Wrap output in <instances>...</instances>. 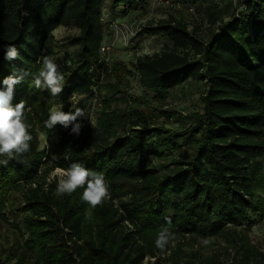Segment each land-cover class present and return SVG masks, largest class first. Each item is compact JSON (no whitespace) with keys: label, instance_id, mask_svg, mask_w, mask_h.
Returning a JSON list of instances; mask_svg holds the SVG:
<instances>
[{"label":"trees","instance_id":"obj_1","mask_svg":"<svg viewBox=\"0 0 264 264\" xmlns=\"http://www.w3.org/2000/svg\"><path fill=\"white\" fill-rule=\"evenodd\" d=\"M106 2L0 0V46L12 44L18 52L10 60L0 49V88L6 87L5 77L24 75L12 102L23 100L24 122L32 136L24 155H0V161H7L0 163V209L11 190L25 187L24 224L33 263L143 264L146 255L162 252L155 241L164 228L175 236L222 234L230 246L239 247L237 264H248L251 255L257 262L264 260L247 232L252 214L264 215V199L258 194L264 187V0H241L240 14L221 19L206 39L173 16L143 27L142 32H162L173 43L136 58L143 87L165 97L187 80L206 84L203 112L190 124L179 116V129L150 133L156 135L154 142L148 141L146 129L134 128L138 121L132 120L127 132L118 129L125 126V112L106 111L88 129L80 117L79 134L72 132L74 124L65 128L58 123L52 129L44 125L53 106L71 111L69 97L93 93L107 71L100 61ZM127 2L134 6L137 0H111L117 9ZM207 10L214 24L218 16ZM60 25L75 26L80 33L69 38L77 46L74 65L58 69L64 87L52 96L31 82L42 67L46 41ZM84 106L78 100L77 107ZM38 128L47 136L44 148ZM167 153L172 157L163 168L153 165L152 154ZM73 162L102 174L111 199L92 208L81 198L84 188L57 197L56 178L32 185L49 163L53 169ZM116 198L121 208L114 206Z\"/></svg>","mask_w":264,"mask_h":264},{"label":"rangeland","instance_id":"obj_2","mask_svg":"<svg viewBox=\"0 0 264 264\" xmlns=\"http://www.w3.org/2000/svg\"><path fill=\"white\" fill-rule=\"evenodd\" d=\"M171 3L172 1L166 0H138L134 6L130 3V6L126 7L127 10L123 11L113 7L111 0H107L105 11H110L126 22L128 29H123V35L115 41L116 32L109 22L106 23L103 43L111 45L115 41L109 52L104 55L109 60L106 62L109 72L97 79L93 93L76 95L77 100L85 102L83 109L91 114L95 126L105 116L106 111L125 112V126H118V129L125 128L123 130L127 132L126 127L131 125L132 120L138 121L134 128L146 129L144 134L149 137L148 141L154 142L155 132L166 134L169 130L179 129V116H183L187 124H190L194 122L196 113L203 112L206 84L202 80H187L176 85L168 90L165 97H160L153 90L141 85L135 68L136 58L142 53L160 52L173 43L162 32L150 29L142 32L136 29L138 26L142 29L144 26H155L160 19L173 16L185 21L190 30L197 29V35L206 39L209 38L211 28L217 27L221 19L227 20L239 15L243 5L241 0H182L180 7L172 6ZM190 6L194 7V11ZM207 9L214 10L218 16L214 24ZM130 30H135V33L130 34ZM79 33V28L66 25H60L52 31L45 55L54 60L59 70L74 65L77 46L70 44L69 38ZM141 117L145 120L141 121ZM82 122L86 129L93 127L88 115L83 116ZM158 128L161 130L156 131ZM37 131L40 148H44L47 146L46 133L39 128ZM152 132L154 133L149 136ZM130 133L129 131L128 134ZM190 152L191 149L186 147V153L190 155ZM171 157L172 153L162 156L152 154L153 165L163 168V164ZM51 164L46 165L40 176L31 182L33 186L44 180L45 184L49 182ZM24 191L25 187L11 190L0 209V264H34L27 245L29 233L24 224V216L28 213L24 209ZM258 194L264 199V187L258 190ZM109 196L107 200L112 197L111 194ZM113 204L121 208L118 198L113 200ZM252 220V225L247 228L249 241L264 254V215L260 211L254 213ZM173 236L162 252L146 255L143 264H237L241 256L239 247L230 246L222 234L203 236L191 233ZM263 257L258 256L260 260ZM263 261L257 262L254 255H251L248 264H262Z\"/></svg>","mask_w":264,"mask_h":264},{"label":"clouds","instance_id":"obj_3","mask_svg":"<svg viewBox=\"0 0 264 264\" xmlns=\"http://www.w3.org/2000/svg\"><path fill=\"white\" fill-rule=\"evenodd\" d=\"M49 43L46 41V44ZM0 49L6 50L7 59H15L18 56L17 49L12 44L0 46ZM41 63L42 67L32 80V85L38 89H49L52 96L59 95L64 87V77L58 72L57 64L48 55L42 57ZM23 79L24 75L13 73L3 79L2 83L6 87L0 88V155L9 158L20 157L29 152L32 140L24 122L25 104L23 100L16 104L12 102L15 85L21 83ZM69 100L72 101V110L64 112L53 106L49 110L48 119L44 121L45 127L52 129L59 123L67 128L70 124H74L72 132L79 134L81 124L77 120L85 115L91 118L94 127L95 122L91 114L77 107L78 100L75 93L69 97ZM0 163H7V161H0ZM52 178L57 179L54 193L57 197L65 194L71 195L78 188H84L82 200L90 207L95 208L109 196L104 176L90 171L79 162H73L67 169L56 168ZM167 222L171 224V219L167 218ZM172 238L174 236L168 228L162 229L157 235L156 247L163 250Z\"/></svg>","mask_w":264,"mask_h":264},{"label":"built area","instance_id":"obj_4","mask_svg":"<svg viewBox=\"0 0 264 264\" xmlns=\"http://www.w3.org/2000/svg\"><path fill=\"white\" fill-rule=\"evenodd\" d=\"M166 1L167 2L172 1V3H171L172 6L180 7L182 0H166ZM128 6H130V3L129 2H127L125 5H123V9H122V7L121 8H118V9L119 10L121 9V10L124 11V8L127 9L126 7H128ZM105 9L103 10V14H102V18L101 19L105 23V25H106V23L109 22L110 25L113 26V28H114V30L116 32V35H115V38H114V40L116 41L117 39H120V35H123L122 30L123 29H128V25H127L126 22L120 20L117 16H115V14H111L110 11H105ZM190 9L194 11V7L193 6H190ZM112 15H114V16L112 17ZM137 30H139V31L142 30L141 26H138V28L136 29V31ZM130 31H131L130 34H134L135 33V30H130ZM122 39H123V36H122ZM115 41H114V43H115ZM114 43H112V44H114ZM111 45H106V44L102 43L101 48H100V61H104L105 65H106V62H108L109 60L104 55L109 52V49H110ZM143 54H146V53H142L141 55H143ZM106 70H107V67H106ZM107 72H109V71L108 70L107 71H103L101 73V75H104ZM93 91H94V89H93ZM76 95H82V94H76ZM56 168L67 169L65 167H60V166L54 167L51 170V177L48 179L49 181L52 180V179H54V178H52V175H53V173H54V171H55Z\"/></svg>","mask_w":264,"mask_h":264}]
</instances>
